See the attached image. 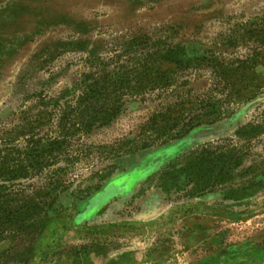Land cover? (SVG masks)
<instances>
[{
    "label": "rangeland",
    "instance_id": "rangeland-1",
    "mask_svg": "<svg viewBox=\"0 0 264 264\" xmlns=\"http://www.w3.org/2000/svg\"><path fill=\"white\" fill-rule=\"evenodd\" d=\"M203 57L248 66L254 94L182 140L115 157L150 112L129 103L83 137L82 179L26 255L4 264H264V0H0V133L27 126L45 136L43 117L101 63ZM249 122L260 124L252 155L230 188L191 195L185 173L178 186L154 184L183 154Z\"/></svg>",
    "mask_w": 264,
    "mask_h": 264
},
{
    "label": "trees",
    "instance_id": "trees-1",
    "mask_svg": "<svg viewBox=\"0 0 264 264\" xmlns=\"http://www.w3.org/2000/svg\"><path fill=\"white\" fill-rule=\"evenodd\" d=\"M167 62L101 63L43 117L45 136L27 126L0 133V264L33 247L60 196L83 177L79 166L87 153L80 141L114 122L129 103H147L150 112L111 148L115 157L182 140L231 116L243 91L254 94L248 66L207 57L197 64ZM259 126L249 122L235 137L200 144L181 156L180 167L170 163L155 174L154 184L178 186L185 173L191 195L230 188L231 176L252 155Z\"/></svg>",
    "mask_w": 264,
    "mask_h": 264
}]
</instances>
